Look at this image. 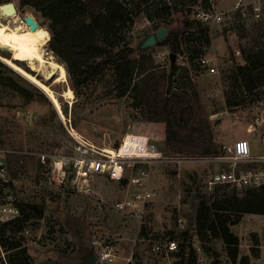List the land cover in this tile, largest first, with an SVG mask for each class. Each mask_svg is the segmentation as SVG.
<instances>
[{"label":"rangeland","instance_id":"rangeland-1","mask_svg":"<svg viewBox=\"0 0 264 264\" xmlns=\"http://www.w3.org/2000/svg\"><path fill=\"white\" fill-rule=\"evenodd\" d=\"M181 2L152 0L150 7L142 6L134 26L120 44L136 47L135 58L152 55L159 71L164 74L168 75L176 65L178 71L172 78L176 82L173 87L195 84L213 124L215 139L221 146L241 138L250 140L248 129L255 124L258 115L264 114V68L257 72L259 87L253 94L241 95L243 88H239L238 81L230 79V84L227 76L232 75L234 67L245 63L240 50L252 45L255 39L252 19L244 21L243 27L238 26L235 20L206 25L210 41L202 48L201 55L210 59L216 69L213 74L207 73L198 64L197 57L189 59L190 55L186 53L188 45L185 43L177 54L173 53L171 42L162 43L163 39L153 46L145 47L144 43L150 36H157L163 28H166L167 35L189 28L190 20H194L193 12L198 8L233 13L238 6H252L264 0H199L198 5L189 9L188 13L183 11ZM11 3L18 17L24 21L26 16H33L51 39L48 19L29 7L19 11V0H11ZM165 4L171 7L169 12L163 11ZM195 22L189 31L195 30L200 21ZM122 37L123 33L118 40H122ZM47 42L44 41V54L55 57ZM0 56L11 57V53L0 49ZM55 59L67 68L66 63L57 56ZM16 63L49 83L58 95L63 111L67 109L65 119L61 118L37 86L0 58V148L16 154L15 159H11L14 180L11 191L27 217L25 230L17 236H24L28 264H76L84 245H90L92 240L94 251L101 249L97 239L102 244L118 243L108 231L110 221L115 222L113 215L119 213L112 206L126 198L131 199L135 193H140V189L127 179L115 181L98 176L91 182L90 191H77L70 165L66 166V177L62 178L58 165L55 167L54 163L61 154H75L76 143L67 130L69 122L76 132L100 148H113L117 143L120 145L126 134L135 133L150 137L155 147L163 152L166 125L151 119L149 107L141 103L137 94L133 91L123 93V87L118 89L111 68L86 79L80 85L79 93L74 92V99H68L64 96L66 87H71L68 72L67 82L56 83L57 75L46 80L45 74L31 70L28 62ZM227 92L229 101L225 98ZM239 100H242L241 103ZM263 139L264 124L257 125L250 143L260 150H257L258 153L264 150ZM165 155L179 156L173 153ZM143 168L149 172L146 187L153 194L152 197L136 209L121 211L123 216L135 219L136 232L140 226L134 243V262L181 264L182 260L177 254L179 251L164 254L155 251V247L168 240L178 243L172 236L185 239L182 234L186 232L187 244H191L193 249L192 243L199 237L195 220L198 195L207 193L206 177L218 168L211 162L201 160L152 162ZM102 201L109 207L105 208ZM94 204L98 207H93ZM35 205L43 209L41 216L33 210ZM108 220L110 227L107 230ZM231 229L240 237V256H249L250 264H264V215L245 214L241 222ZM212 244L219 254L218 258L201 253L196 257L198 264H230L222 241L215 240ZM253 247L260 250L257 257L252 255ZM114 264L123 262L118 260Z\"/></svg>","mask_w":264,"mask_h":264},{"label":"trees","instance_id":"trees-1","mask_svg":"<svg viewBox=\"0 0 264 264\" xmlns=\"http://www.w3.org/2000/svg\"><path fill=\"white\" fill-rule=\"evenodd\" d=\"M151 1L19 0L18 8L21 12L27 7L32 8L49 20L52 37L50 39L49 36L47 43L54 54L66 63L75 93H79V87L86 79L111 68L118 89L123 87V93L133 91L141 103L149 107L151 119L165 123V153L188 157L218 156L222 154L223 146L215 139L213 124L195 84L173 87L176 82L172 78L178 71L176 65L168 75L164 74L159 71L152 55L135 58L136 47L120 44L134 26L141 7H150ZM9 2L11 0H0V4ZM198 3L199 0H182L181 5L188 13ZM162 9L169 12L171 7L165 4ZM195 21L190 20L189 28ZM235 23L245 26L239 12L235 14ZM252 27L256 32L252 45L240 50L245 63L234 67L232 75L227 76L229 82L230 79L238 81L239 88H243L241 95L253 94L257 90V72L264 68V18L253 20ZM189 28L166 35L162 43L171 42L175 54L181 52L184 43L187 44L189 59L197 57L199 64L200 58L204 57L201 55L202 48L209 45V28L202 22H198L195 30L189 31ZM122 33V40H118ZM225 98L229 101L228 92ZM64 112H67L66 108ZM118 146L119 143L115 147ZM15 156L9 155L10 163ZM19 207L20 216L13 223L4 224L0 231L2 243L9 251L10 264H28L24 236H17L25 230L27 220L25 210ZM32 208L42 215V208L36 205ZM245 214L264 215V185L245 192L221 185L211 193L199 194L195 220L198 238L203 243V255L217 259L219 254L212 242L221 240L232 264H250L249 256H240L241 240L231 229L241 222ZM182 235L185 239L172 236V239L178 240L177 254L181 264H198L191 244H187V233ZM251 251L254 257L260 253L254 247Z\"/></svg>","mask_w":264,"mask_h":264},{"label":"built area","instance_id":"built-area-1","mask_svg":"<svg viewBox=\"0 0 264 264\" xmlns=\"http://www.w3.org/2000/svg\"><path fill=\"white\" fill-rule=\"evenodd\" d=\"M236 12L240 13V18L243 21L248 19L260 20L264 12V2L252 6H238L233 13L212 12L198 8L193 12V19L207 25L222 24L235 20ZM240 52L237 51L236 53L240 54ZM199 64L207 73H216V69L211 65L209 58H200ZM263 124L264 114L261 113L255 118V124H252L249 129L254 131L257 125ZM69 125L70 127H66L76 143L75 154L59 155L54 163L55 167L60 163V167L57 169L62 178L66 177V166L73 167V184L77 191H90L91 182L98 176H106L115 181L129 180L130 184L140 189V193H135L131 199L126 198L124 201L116 202L112 207L119 211L130 208L136 209L152 197L153 194L146 187L149 172L145 168L141 169V167L152 162L180 163L188 160H201L215 164L218 169L210 172L205 180L208 193L213 192L216 187L221 185L229 186L238 192L258 189L264 185V150L259 154L253 153L251 144L247 139L241 138L232 144L224 145L222 154L218 156L200 159L181 155H165L162 150L155 147L150 137L135 133L126 134L120 145L113 147V150L100 148L76 132L70 122ZM125 144L129 146L125 149V153L121 154ZM10 154L13 152L0 148V231L4 224L13 223L21 213L17 197L11 191L14 180L12 178L13 169L9 160ZM104 205L109 206L105 202ZM192 245L196 257L201 253L203 254L199 238H196ZM100 248V251H95L98 263H113L118 258L117 249L113 244L107 243L101 245ZM177 250L178 244L174 240H168L155 247V251L164 254H170ZM225 254L227 255L226 252ZM8 255L9 251L2 243L0 232V264H10ZM129 261H132V258H129ZM230 264L232 263L230 262Z\"/></svg>","mask_w":264,"mask_h":264},{"label":"bare ground","instance_id":"bare-ground-1","mask_svg":"<svg viewBox=\"0 0 264 264\" xmlns=\"http://www.w3.org/2000/svg\"><path fill=\"white\" fill-rule=\"evenodd\" d=\"M46 40H48L46 29L40 25L35 30L31 29L22 18L18 17L13 3L0 5V49L11 53V57L0 56L1 60L23 78L37 86L53 104L60 117L65 119L58 95L49 83L40 80L16 63V61L28 62L30 69L44 73L46 80L55 78L57 75L54 82H67V68L64 64L56 61V56L49 54L50 56L47 57L44 54V41ZM64 96L68 99L74 97V91L70 86L66 87ZM128 146L127 144L124 145L121 154L125 153ZM108 149L113 150L112 148ZM59 165L60 163L58 168Z\"/></svg>","mask_w":264,"mask_h":264},{"label":"crops","instance_id":"crops-1","mask_svg":"<svg viewBox=\"0 0 264 264\" xmlns=\"http://www.w3.org/2000/svg\"><path fill=\"white\" fill-rule=\"evenodd\" d=\"M207 25V24H206ZM255 131V130H254ZM251 129H248V133H249V139L253 140V132ZM249 140V142H250ZM263 141V140H262ZM251 144V143H250ZM264 145V144H263ZM252 147V151L255 154H259L257 149L255 146H253L251 144ZM260 152V150H259ZM96 205L94 204L93 207H95ZM98 207V206H96ZM101 207V206H100ZM105 208L109 207V206H104ZM118 211L119 213L117 215H113V220L115 221L114 223L110 221L111 223V228L110 227V223L109 220L108 222H106V228L108 231H110L111 235H114L115 241H118L117 244H115L114 241L109 242L111 244H113L115 246V248L117 249V259L113 262V264L120 260L123 262V264H136L134 262L135 256H134V243L136 242L135 240L138 237V231L140 229V226H138L137 228V232L135 230V227L137 226V224L135 223V219L131 216H123L121 211L119 210H115ZM94 240H92L91 244H85L83 251L81 252V255H79V257L76 259V264H84V259L87 255H89L91 253V250L93 249V245H94ZM96 242H98V244L100 245H105L102 244L98 239L96 240ZM88 243V241H87ZM129 258H132V261H129ZM98 262L96 261V264ZM100 264V263H98ZM110 264V263H109ZM112 264V263H111Z\"/></svg>","mask_w":264,"mask_h":264},{"label":"water","instance_id":"water-1","mask_svg":"<svg viewBox=\"0 0 264 264\" xmlns=\"http://www.w3.org/2000/svg\"><path fill=\"white\" fill-rule=\"evenodd\" d=\"M24 21L31 27V29L35 30L37 26H39L38 22L31 15H28L24 18ZM166 28H163L157 36L152 35L148 38V40L144 43L145 47L153 46L158 43V41H162L166 37ZM97 256L95 254L94 249L91 251L89 255H87L84 259V264H96Z\"/></svg>","mask_w":264,"mask_h":264}]
</instances>
